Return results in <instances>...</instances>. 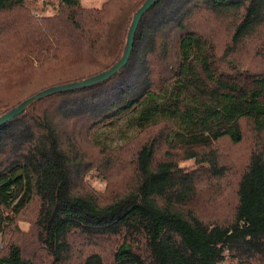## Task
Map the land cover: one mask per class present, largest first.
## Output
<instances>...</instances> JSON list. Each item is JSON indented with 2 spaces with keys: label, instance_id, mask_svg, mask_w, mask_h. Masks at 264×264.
<instances>
[{
  "label": "trees",
  "instance_id": "obj_1",
  "mask_svg": "<svg viewBox=\"0 0 264 264\" xmlns=\"http://www.w3.org/2000/svg\"><path fill=\"white\" fill-rule=\"evenodd\" d=\"M58 2V14L37 21L25 0H0V89L12 103L18 99L0 116L44 89L107 71L122 57L130 24L121 29L115 0L98 11H82L78 0ZM229 18L230 40L215 44L203 24ZM249 37L264 49V0H159L142 15L124 69L94 86L43 96L0 126V230L37 197V237L51 264H107L100 250H73L69 238L76 235L93 245L116 242L111 264H264V151L251 154L233 221L221 226L178 210L194 197L196 180L172 160L154 165L155 143L137 151L133 189L100 205L75 191L79 157L75 145L60 140L62 125L88 136L128 117L137 132L159 128L174 156L198 159L220 139L241 142L244 121L261 134L264 65L242 70L230 59ZM76 63L90 67L86 77L67 74ZM43 69L66 75L28 95L17 91L16 74L28 79ZM7 100L0 97V108L12 104ZM6 244L0 264H35L20 244Z\"/></svg>",
  "mask_w": 264,
  "mask_h": 264
},
{
  "label": "rangeland",
  "instance_id": "obj_2",
  "mask_svg": "<svg viewBox=\"0 0 264 264\" xmlns=\"http://www.w3.org/2000/svg\"><path fill=\"white\" fill-rule=\"evenodd\" d=\"M111 0H78L82 11H98L100 7ZM141 0H115L113 5L121 6L123 9L120 14L121 29L127 30L130 19ZM130 2L129 7L123 8L124 4ZM24 10L37 21L54 17L59 11L58 0H25ZM232 19L209 20L203 24V30H211L215 37L214 43L225 44L230 39L229 29ZM261 41L257 37L247 38L237 47L230 57L242 70H256L264 65V49ZM9 49V48H7ZM11 53V52H9ZM90 67L87 64H72L70 69H66L70 76L81 74L86 77ZM64 69L50 72L45 69L39 73H33L26 79L23 75H15L13 81L22 89L17 90L24 95L36 92L43 85L56 82L60 76H65ZM5 83V87H9ZM16 89V88H13ZM7 89H0V97H7V101L14 99ZM13 92V90L11 91ZM12 94V93H11ZM15 92L12 94L14 97ZM18 98V96H16ZM6 105L0 108V114L17 103ZM122 117L114 122L115 125H102L96 131H89L88 136L85 132L72 131L68 126L62 125L60 140L71 146L75 145L76 153L79 157L74 162L72 168L74 173L71 176V184L76 192L86 197L95 198L100 205L110 203L120 196L131 191L136 184V156L137 151L143 145L155 143V155L153 164L162 161L172 160L185 171L194 176L196 180L194 197L187 204L180 206L178 210L185 216L194 214L203 223L228 225L233 221L235 206L237 202V184L239 177L248 165L249 158L253 152L264 151V132L255 133L249 120L242 123L243 140L239 143H231L227 138L220 139L204 150V154L198 159H184L183 155H175L176 152L167 148L161 137V130L154 128L146 132H137L138 129ZM79 134V135H78ZM171 153V154H170ZM173 153V155H172ZM210 161H205V158ZM205 161V162H204ZM20 194L18 199L21 197ZM40 206V200L34 198L32 203L25 206L18 214H10L12 223L0 230V254L10 241L20 244L23 254H29L35 264H51V258L43 252L37 237L35 221ZM9 214V213H8ZM69 242L80 252L87 255L91 250H100L107 264H111L112 255L110 253L115 248L116 242L106 240L97 241L90 244L80 236H72ZM227 264H234L227 262Z\"/></svg>",
  "mask_w": 264,
  "mask_h": 264
},
{
  "label": "water",
  "instance_id": "obj_3",
  "mask_svg": "<svg viewBox=\"0 0 264 264\" xmlns=\"http://www.w3.org/2000/svg\"><path fill=\"white\" fill-rule=\"evenodd\" d=\"M158 1L159 0H145L140 6V8L135 12V14L133 15L130 21L131 23L127 32V36H126L127 39L125 42L124 53L122 57L119 59V61H117L111 69L100 72V74L86 78L85 80L82 81H76V82H72L71 84L57 85L56 87L44 89L43 91L31 97H28V99L23 101L21 104L9 110L4 115L0 116V126L15 119V117L21 115L24 109L29 106V104L42 99L43 96L57 94L59 92H72L74 90L85 89L86 87L94 86L98 83H101L102 81L110 79L111 77L115 76V74L119 70L124 69L131 55L134 35L140 24L142 15L147 11H149L151 8H153V6L156 5Z\"/></svg>",
  "mask_w": 264,
  "mask_h": 264
}]
</instances>
